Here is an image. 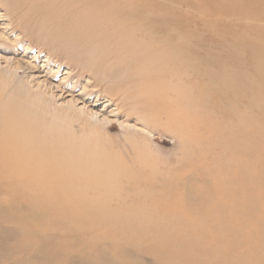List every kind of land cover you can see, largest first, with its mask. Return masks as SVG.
Instances as JSON below:
<instances>
[{"label": "bare ground", "instance_id": "1", "mask_svg": "<svg viewBox=\"0 0 264 264\" xmlns=\"http://www.w3.org/2000/svg\"><path fill=\"white\" fill-rule=\"evenodd\" d=\"M203 6L208 7L209 1L204 0ZM236 6L237 0L233 7L239 9ZM5 7L11 22H18L13 31L37 32L61 52L76 54L69 56L68 65L77 69L78 77L92 72L99 78L101 69L111 73L126 69L129 79L118 85V91L108 93V104L115 96L129 100L131 104L119 107L127 106L144 122L143 130L120 124L145 139L126 140L134 151L126 159L112 140L98 141L92 136L93 128L87 136L77 135L67 120L71 110L86 114L90 127L109 125L108 117L87 110L85 104L78 107L79 98L74 96L73 101L63 103L67 108L61 103V108L51 110L61 96L54 90L61 88L42 80L31 63L0 54V189L11 203L39 210L34 218H21L25 231L32 223L48 224L65 236L75 235L85 248H92L101 238L131 243L169 240V235L157 234L160 227L151 228L153 237L146 235L143 223L153 220L154 206L159 204L152 208L137 198L151 184L144 170L150 171L151 180L165 179L150 159L148 124L174 126L190 143L195 141L197 146L207 140L210 147L220 150L214 187L219 204L232 215L224 225L235 232L209 252L211 264H264V230L260 228L264 224L260 223L264 221V182L246 185L253 196L245 213L226 186L230 182L227 162L237 166V171L240 168L243 144L236 139L240 121L245 132L252 125L263 126L252 124L249 112H264V90H254L251 105L240 107V72L214 57L209 43L198 41L189 15L171 7L159 9L148 0H8ZM2 36L0 32V45L6 47L9 40ZM241 39L237 33L231 44L235 63ZM11 49L17 47L13 44ZM256 57L255 70L264 75V51L257 50ZM86 61L96 66L94 70L83 67ZM110 61L114 62L111 66ZM20 73L27 75L25 84L16 83ZM175 190L173 196L180 199L177 206L183 207L188 195ZM114 196L125 203L113 208L109 202ZM131 199L133 203L127 201ZM250 212L259 216L257 223H248ZM240 237L247 241L241 248L234 244ZM190 255L174 258L173 264L187 263Z\"/></svg>", "mask_w": 264, "mask_h": 264}, {"label": "rangeland", "instance_id": "2", "mask_svg": "<svg viewBox=\"0 0 264 264\" xmlns=\"http://www.w3.org/2000/svg\"><path fill=\"white\" fill-rule=\"evenodd\" d=\"M7 1L0 0V32L3 35L1 39L9 41L6 47L0 45V54L25 64L31 63L36 73L42 76V80L46 79L62 89L54 90L61 96L58 102L53 104L55 106L52 105L51 110L61 108V103L63 106L73 101L74 96V99L79 98L78 107L85 104L87 110L97 112L100 117H108L112 122L104 127L97 124L87 126L90 121L87 115H82L76 110L69 111L67 120L77 135L87 136L88 131L93 128L92 136L98 138V141L112 140L125 158L130 159L134 151L125 144L126 140L145 139L135 137L136 134L131 128L122 127L120 124L136 126L143 130L142 117L127 106L119 107L126 103L131 104L129 100L117 99L115 96L114 102L108 104L111 102L108 100V93L118 91V85L129 79L126 69L113 73L101 69L99 78L92 72L78 77L77 69L68 65L69 56L76 57V54L61 52L59 47H54V44L42 39L37 32L11 29L18 22L12 23L7 15ZM207 1L209 6L205 8L204 0H148L158 5L159 9L171 7L189 15L198 33V41L209 43L207 48L214 57L226 62L230 69L234 68L240 72V107L251 105L254 90H264V75L255 70L256 52L264 51V0H237L236 7L239 9L233 7L236 0ZM221 30L224 31L223 34L219 33ZM237 33L242 39L239 48L235 50V63L231 58V44ZM13 44L17 47L16 50L11 49ZM202 51L200 50V53H203ZM87 63L89 62H83V67L94 70L96 66ZM109 64L111 66L114 62L110 61ZM26 79L27 75L20 73L16 83L25 84ZM98 94L104 98L100 99ZM63 107L67 108V105ZM249 113L253 116L249 119L252 124L257 122L256 124L263 126L252 125L253 128L245 132L240 121V133L236 135V139L243 144L240 147V168L238 167L237 171V166L232 162L226 164L230 173V182L226 186L231 188L235 199L240 201L239 210L243 213L246 212L247 202L248 205L252 203L253 195H250L251 189L246 191L247 186L258 181L264 182V112L254 109ZM148 125L146 146L150 159L165 179L159 182L151 180L150 171L144 170L143 176L151 184L145 185V188L148 187L147 192L142 190L141 193L145 195L137 200L152 208L151 205L159 204L158 208L154 206L156 212L153 220L143 223L146 235L153 237L151 228L160 227L161 230H158L157 234L169 235V240L150 239L131 243L126 240L116 242L101 238L92 248H85L75 235L65 236L48 224L39 227L32 223L27 225L29 229L25 231L19 223L21 218H34L33 213L39 210L36 206L11 203L10 196L0 189V264H173L174 258L189 253V261L181 264H211L209 252L223 242V238L230 237L235 232L233 228L229 230L224 225L232 215L229 209L219 204L220 197L214 187L219 178L216 159L220 150L210 147L207 140H202L197 146L195 141L190 143L185 135L180 134L178 127L174 129V126ZM246 162L250 165L247 166ZM175 189L188 195L189 199L183 207L177 206L180 199L173 196ZM88 193L93 195L96 192L89 190ZM121 193L123 191L120 190ZM127 201L133 203L132 199ZM123 203L125 202L115 196L109 202L113 208H119ZM190 213L193 214L189 215ZM250 213L251 220L248 223H257L259 216ZM263 227L264 224L260 225L264 230ZM210 234L213 238L208 237ZM246 242L240 237L234 244L241 248ZM231 258L232 256L229 257Z\"/></svg>", "mask_w": 264, "mask_h": 264}]
</instances>
